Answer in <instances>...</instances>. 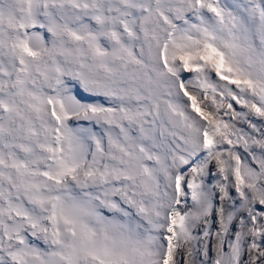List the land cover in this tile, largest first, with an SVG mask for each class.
Here are the masks:
<instances>
[{
  "label": "snow or ice",
  "instance_id": "snow-or-ice-1",
  "mask_svg": "<svg viewBox=\"0 0 264 264\" xmlns=\"http://www.w3.org/2000/svg\"><path fill=\"white\" fill-rule=\"evenodd\" d=\"M0 264H264V0H0Z\"/></svg>",
  "mask_w": 264,
  "mask_h": 264
}]
</instances>
